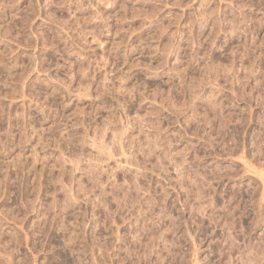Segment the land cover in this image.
I'll return each mask as SVG.
<instances>
[{
  "label": "rangeland",
  "instance_id": "obj_1",
  "mask_svg": "<svg viewBox=\"0 0 264 264\" xmlns=\"http://www.w3.org/2000/svg\"><path fill=\"white\" fill-rule=\"evenodd\" d=\"M246 242L264 264V0H0V264Z\"/></svg>",
  "mask_w": 264,
  "mask_h": 264
},
{
  "label": "bare ground",
  "instance_id": "obj_2",
  "mask_svg": "<svg viewBox=\"0 0 264 264\" xmlns=\"http://www.w3.org/2000/svg\"><path fill=\"white\" fill-rule=\"evenodd\" d=\"M216 193H217V192H216ZM207 196H208V195H207ZM211 198H212V197H211ZM160 212H161V210H160ZM164 213H165V212H164ZM141 214H142V213H141ZM155 215H156V214H155ZM140 216H141V215H140ZM142 216H144V215H142ZM142 216H141V217H142ZM157 217H158V219L160 218L159 216H157ZM157 217H156V218H157ZM146 218H147V217H146ZM146 218H144V219H146ZM152 218H155V217H152V216H151V219H152ZM161 218H162V217H161ZM137 219H138V218H136V221H137ZM144 219H143V220H144ZM148 219H149V218H148ZM148 219H147V220H148ZM151 219H150V220H151ZM165 219H166V218H165ZM152 220L154 221V219H152ZM176 220H177V219H176ZM195 220H196V219H195ZM256 220H257V219H256ZM54 221H55V220H54ZM68 221H69V220H68ZM144 221H146V220H144ZM156 221H157V220H156ZM160 221H161V220H160ZM138 222H139V221H138ZM141 222H142V221H141ZM154 222H155V221H154ZM158 222H159V221H158ZM170 222H171V221H170ZM209 222H210V221H209ZM69 223H70V222H69ZM150 223H152V222L150 221ZM159 223H160V222H159ZM253 223H254V221H253ZM52 224H53V223H52ZM155 224H156V223H155ZM161 224H162V223H161ZM161 224H160V226H161ZM173 224H175V222H174ZM173 224H172V225H173ZM143 225H145V224H143ZM143 225H142V227H143ZM148 225H149V224H148ZM151 225H152V224H151ZM151 225H150V226H151ZM157 225H158V227H159V224H157ZM157 225H155V226H157ZM176 225H177V224H176ZM198 225H199V224H198ZM200 225H201V224H200ZM226 225H227V224H226ZM252 225H253V224H252ZM152 226H153V228H155L154 225H152ZM174 226H175V225H174ZM177 226H178V225H177ZM177 226H176V227H177ZM202 226H203V225H202ZM202 226H201V227H202ZM48 227H49V226H48ZM79 227H80V226H79ZM139 227H140V226H139ZM148 227H149V226H148ZM161 227H163V224H162ZM161 227H160V229H162ZM172 227H173V226H172ZM178 227H179V226H178ZM230 227H231V226H230ZM65 228H66V227H65ZM67 228H68V227H67ZM67 228H66V230L69 229V228H68V229H67ZM146 228H147V226H146ZM153 228H152V229H153ZM49 229H50V231H51V228H50V227H49ZM49 229H48V230H49ZM53 229H54V228H53ZM148 229H149V228H148ZM157 229H158V228H157ZM160 229L158 230V233H159ZM164 229H165V228H164ZM164 229H162V230H164ZM166 229H168V228H166ZM166 229H165V230H166ZM170 229H173V228H170ZM46 230H47V229H46ZM46 230H45V231H46ZM63 230H65V229H63ZM73 230H74V229H73ZM129 230H130V229H129ZM133 230H134V229H133ZM138 230H139V229H138ZM142 230H143V229H142ZM144 230H145V228H144ZM144 230H143V234H144V232H145ZM154 230H155V229H154ZM176 230H177V229H176ZM232 230H233V229H232ZM74 231H76V230H74ZM74 231H73V233L75 234L76 232H74ZM131 231H132V230H131ZM131 231H130V232H131ZM147 231H148V230H147ZM151 231H152V230H151ZM168 231H169V230H168ZM171 231H172V230H171ZM51 232H52V231H51ZM53 232H54V231H53ZM134 232H135V230H134ZM71 233H72V230H71ZM92 233H93V232H92ZM139 233L141 234L142 232L139 231ZM139 233H138V234H139ZM150 233H151V232L149 231V234H150ZM155 233H157V232L155 231ZM163 233H164V232H163ZM167 233H168V232H167ZM201 233H202V232H201ZM46 234H47V231H46L45 235H46ZM127 234H129V233H127ZM130 234H133V233H130ZM134 234H135V233H134ZM143 234H142V236H144ZM152 234H153V233H152ZM164 234H165V233H164ZM47 235L49 236V234H47ZM70 235H71V234H70ZM145 235L147 236L148 234H145ZM155 235H156V234H155ZM155 235H153V236H155ZM157 235H158V234H157ZM160 235H161L160 237L162 238L163 234L161 233ZM54 236H55V235H54ZM72 236H73V234H72ZM123 236H124V235H123ZM125 236H126V235H125ZM125 236H124V237H125ZM127 236H128V235H127ZM129 236H130V235H129ZM138 236H140V235H138ZM142 236H141V237H142ZM153 236L151 235V237H153ZM207 236H208V235H207ZM131 237H136V235H135V236H132V235H131ZM147 237H148V236H147ZM217 237H218V236H217ZM217 237H216V238H217ZM55 238H56V237H55ZM72 238L74 239V237H72ZM76 238H78V237H76ZM76 238H75V240H76ZM125 238H126V237H125ZM125 238H124V239H125ZM145 238H146V237H145ZM158 238H159V237H158ZM161 238H160V239H161ZM164 238H165V237H164ZM164 238H162L163 241L165 240ZM261 238H262V237H261ZM48 239H49V238H48ZM50 239L53 240V238H50ZM50 239H49V240H50ZM70 239H71V238H70ZM73 239H72V240H73ZM87 239H88V238H87ZM119 239H120V238H119ZM122 239H123V238H122ZM133 239H134V238H133ZM138 239H139V241H140V238H138ZM151 239L153 240V239H155V238L153 237V238H150V240H151ZM242 239H243V238H242ZM125 240H126V239H125ZM128 240H129V237H128ZM128 240H127V242H128ZM135 240H137V239H135ZM142 240H143V239H142ZM147 240H148V239H147ZM166 240H168V239H166ZM226 240H227V239H226ZM85 241H86V240H85ZM94 241H95V239H94ZM129 241H131V240H129ZM133 241H134V240H133ZM145 241H146V240H145ZM163 241H162V243L165 242V241H164V242H163ZM73 242H74V240H73ZM79 242H80V241H79ZM96 242H97V240H96ZM120 242H121V241H120ZM122 242H123V241H122ZM134 242H135V241H134ZM134 242H132V243H134ZM155 242H156V241H154V240H153V241H150V246H153V245L155 244ZM158 242H159V241H158ZM160 242H161V240H160ZM69 243H70V242H69ZM74 243H75V242H74ZM82 243H84V242H82ZM89 243H90V240H89ZM128 243H129V242H128ZM130 243H131V242H130ZM169 243L171 244V240H170ZM177 243H178V242H177ZM246 243H247V242H246ZM246 243L243 244V247H242V248H238L239 250L236 249L237 252H238V256H239V257H237V258H239L240 260H242V261H241L242 264H258V262H259L258 259H259V257H260L261 254H260L259 251H258L259 248L257 249V247H255L257 244H256V245H253L252 243H251V244H249V243L246 244ZM84 244H85V243H84ZM93 244H94V243H93ZM107 244H108V243H107ZM157 244H158V243H157ZM157 244H156V247L154 246L156 249H157ZM167 244H168V243H167ZM64 245H65V243H64ZM78 245H79V244H78ZM85 245H86V244H85ZM89 245H90V244H89ZM105 245H106V244H105ZM118 245H119V244H118ZM132 245H133V244H132ZM134 245H135V244H134ZM145 245H148V243L145 244ZM177 245H178V244H177ZM227 245H229V244H227ZM126 246H127V247H126V252H127L129 246H128V245H126ZM138 246H139V245H138ZM140 246H141V245H140ZM166 246H167V245H166ZM215 246H216V245H215ZM217 246H218V245H217ZM57 247H58V246H57ZM89 247H90V246H89ZM93 247H94V246H93ZM104 247H105V246H104ZM116 247H117V244H116ZM142 247H143V246H142ZM154 247H152V248H154ZM164 247H165V246H164ZM224 247H225V246H224ZM230 247H231V246H230ZM232 247H234V246H232ZM263 247H264V245H263ZM263 247H262V248H263ZM69 248H70V247H69ZM85 248H86V247H85ZM90 248H91V247H90ZM123 248H124V247H123ZM136 248H137V246H136ZM136 248H135V249H136ZM143 248H144V247H143ZM152 248L150 247V249H152ZM155 248H154V249H155ZM169 248H170V247H169ZM214 248H215V247H214ZM227 248H228V247H227ZM87 249H88V248H87ZM130 249H131V248H130ZM161 249H163V248H160V250H161ZM230 249H231V248H230ZM230 249H229V250H230ZM53 250H54V249H53ZM117 250H119V249H117ZM117 250H116V251H117ZM123 250H125V249H123ZM123 250H122V251H123ZM132 250H133V249H132ZM132 250H131V251H132ZM143 250H144V249H143ZM158 250H159V249H158ZM169 250H170V249H169ZM215 250H216V249H215ZM222 250H223V249H222ZM229 250L227 251V253H225L226 251L223 252V253L218 252L219 250H218V251L216 250V251H217L218 253H220V256H221V254H222V255H223V258L228 259V260L230 261V260H231V259H230V256L232 255V253H231V250H230V251H229ZM62 251H63V250H62ZM119 251H120V250H119ZM136 251H137V250H136ZM232 251H233V248H232ZM261 251H262V250H261ZM261 251H260V252H261ZM263 251H264V249H263ZM263 251H262V252H263ZM56 252H57V251H56ZM73 252H74V251H73ZM172 252H173V251H172ZM214 252H215V251H214ZM234 252H235V251H234ZM63 253H64V252H63ZM71 253H72V252H71ZM124 253H125V252H124ZM133 253H136V252H134V250H133ZM185 253H186V252H185ZM187 253H188V252H187ZM85 254H86V253H85ZM125 254H129V251H128V253H125ZM138 254H139V253H138ZM214 254H215V253H214ZM177 255H178V254H177ZM217 255H218V254H217ZM68 256H69V255H68ZM70 256H71V255H70ZM70 256H69V257H70ZM207 256H208V255H207ZM220 256H219V257H220ZM69 257H68V258H69ZM72 257H73V256H72ZM80 257H81V256H80ZM146 257H147V256H146ZM81 258H82V257H81ZM116 258H117V257H116ZM130 258L133 259L134 257H132L131 255H130V256H127V255H126V256H123V258L120 259V260H121V261H120V264H127V263H129V264H134L135 262H132V260H129ZM147 258H148V257H147ZM159 258H160V257H159ZM179 258H180V256H179ZM54 259H55V258H54ZM54 259H53V261H54ZM71 259H72V258H71ZM134 259H135V258H134ZM140 259H141V258H140ZM140 259H138V260H140ZM144 259H145V258H144ZM157 259H158V258H157ZM162 259H163V258H162ZM220 259H221V258H220ZM57 260H58V259H57ZM72 260H74V258H73ZM72 260H71V261H72ZM135 260H136V259H135ZM138 260H137L136 264H137V263L139 264V261H138ZM159 260H160V259H159ZM218 260H219V259H218ZM228 260L225 261V262H228ZM263 260H264V259H263ZM133 261H134V260H133ZM143 261H144V260H143ZM147 261H148V260H147ZM163 261H165V260L163 259ZM222 261H223V260H222ZM48 262H49V261H48ZM61 262H63V261H61ZM140 262H141V261H140ZM149 262H150V261H149ZM152 262H153V261H152ZM158 262H159V261H158ZM165 262H166V261H165ZM169 262H170V261H169ZM261 262H263V261H261ZM115 263H116V261H115ZM48 264H49V263H48ZM53 264H54V263H53ZM118 264H119V263H118ZM140 264H141V263H140ZM143 264H146V263H143ZM151 264H152V263H151ZM239 264H240V263H239Z\"/></svg>",
  "mask_w": 264,
  "mask_h": 264
}]
</instances>
